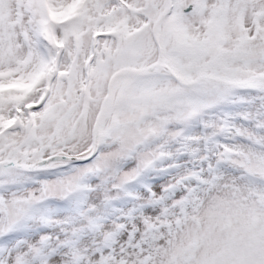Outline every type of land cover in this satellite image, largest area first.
<instances>
[{"label":"snow or ice","instance_id":"6c2138e0","mask_svg":"<svg viewBox=\"0 0 264 264\" xmlns=\"http://www.w3.org/2000/svg\"><path fill=\"white\" fill-rule=\"evenodd\" d=\"M0 264H264V0H0Z\"/></svg>","mask_w":264,"mask_h":264}]
</instances>
